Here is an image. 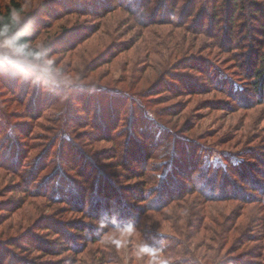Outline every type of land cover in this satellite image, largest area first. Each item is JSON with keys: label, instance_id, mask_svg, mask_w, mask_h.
<instances>
[{"label": "rangeland", "instance_id": "1", "mask_svg": "<svg viewBox=\"0 0 264 264\" xmlns=\"http://www.w3.org/2000/svg\"><path fill=\"white\" fill-rule=\"evenodd\" d=\"M13 1L90 84L0 74V264H264V0Z\"/></svg>", "mask_w": 264, "mask_h": 264}, {"label": "clouds", "instance_id": "2", "mask_svg": "<svg viewBox=\"0 0 264 264\" xmlns=\"http://www.w3.org/2000/svg\"><path fill=\"white\" fill-rule=\"evenodd\" d=\"M32 10L28 5L16 7L11 0L0 10V74L11 70L13 76L30 81L32 85L70 87L90 84L82 73L72 74L65 70L60 54L52 50L50 41L39 36L33 38L29 19ZM62 138L71 139L67 135Z\"/></svg>", "mask_w": 264, "mask_h": 264}, {"label": "trees", "instance_id": "3", "mask_svg": "<svg viewBox=\"0 0 264 264\" xmlns=\"http://www.w3.org/2000/svg\"><path fill=\"white\" fill-rule=\"evenodd\" d=\"M221 1L223 2L224 0H221ZM239 1H241V0H227V2H228L227 5L231 9L232 16H233V13L236 14V12L238 10L237 6H238V2ZM11 3L14 6H16V7H20V5L18 3H15L13 0L11 1ZM250 3H251L250 12H251V14L253 16L252 19L259 23L260 21L255 15H256V13H260V8L258 7V4L256 3V0H250ZM140 6H142L143 10L148 11V16L147 17L149 18V14L153 11L152 8L150 7V4L149 3H145V4H140ZM3 8L4 7H0V10H3ZM187 16H189V15H187ZM259 28L264 30V21L259 24ZM261 35L264 36V33H262ZM233 41L234 40L231 39V42H233ZM257 59H258L257 60L258 62L255 61L257 63V68L254 69V71L251 73V77L253 78V81L251 82V85H253L255 88H258V90H260V89H264V55L258 56ZM244 60H247V59L245 58ZM242 66L244 67V65H242ZM245 78H247V77H245ZM192 170L195 172L198 169H197V167H193ZM141 171H143V170H141ZM176 198H177V196L174 197L171 201H173V203H174V201L177 200ZM155 210H157V209H155Z\"/></svg>", "mask_w": 264, "mask_h": 264}]
</instances>
